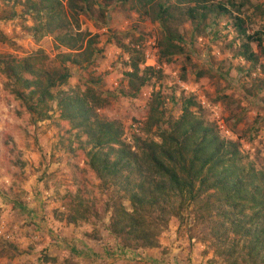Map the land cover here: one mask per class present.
<instances>
[{
  "label": "rangeland",
  "instance_id": "1",
  "mask_svg": "<svg viewBox=\"0 0 264 264\" xmlns=\"http://www.w3.org/2000/svg\"><path fill=\"white\" fill-rule=\"evenodd\" d=\"M25 1L0 0L5 36L0 55L19 59L42 50L48 57L44 66L56 68L57 54L70 50L55 33L34 32L35 13ZM161 2L171 14L168 25L185 40L183 50L167 62L159 58ZM195 2L93 0L78 19L80 30L94 36L95 52L90 62H66L70 77L57 89L94 88L107 100L97 115L121 122V138L131 149L138 136L157 139L156 126L166 127L181 114L183 101L192 98L190 110L213 123L221 137L236 141L243 162L263 169L264 0H198L205 8L220 3L229 11L217 13L213 7L205 18L191 19L186 9ZM236 16L249 34L262 39L261 47L250 42L258 53L256 63L239 55L246 39L234 26ZM68 20L66 30L74 25ZM127 47L141 52L142 68L155 71L135 96L127 94ZM49 105L50 117L35 120L0 67V264H228L224 252L232 246L229 241L234 243L232 232L226 240L213 235L212 223L195 220L191 205L181 217L169 218L155 246H135L112 235L108 226L117 196L87 168L81 150L89 146L86 136L59 117L56 101ZM151 105L160 113L148 130ZM77 198L91 210L80 213ZM128 202L123 200L125 206ZM238 245L234 257L251 264L244 244Z\"/></svg>",
  "mask_w": 264,
  "mask_h": 264
},
{
  "label": "trees",
  "instance_id": "2",
  "mask_svg": "<svg viewBox=\"0 0 264 264\" xmlns=\"http://www.w3.org/2000/svg\"><path fill=\"white\" fill-rule=\"evenodd\" d=\"M184 1H196L186 9L191 19L205 18L215 10L213 7L221 14L229 11L220 3L205 8L198 0ZM25 2L27 9L35 13L34 32L55 33L59 44L70 51L57 54L55 60L59 66L53 69L44 66L48 57L42 50L19 59L0 55V67L11 80L13 93L35 120L50 117L49 102L54 100L60 110L59 117L71 122L86 136L89 146L81 150L87 168L106 191L111 189L117 196L111 206L109 232L125 243L155 246L169 218L181 217L183 210L191 205L195 220L212 223L213 235L226 240L228 232H232L234 243L229 241L232 246L224 252L228 264L241 263L234 257L240 242L251 264H264V168L257 169L253 163L243 162L236 141L221 137L213 123L190 110L192 98L183 101L181 114L166 127L156 126L157 139L138 136L131 149L121 138V122L97 115L96 109L107 100L94 88L87 86L80 93L57 89L70 77L66 62H90L95 52L94 36L88 30H80L78 19L80 12L91 8L93 0ZM202 7L206 9L203 12ZM170 15L169 8L161 2L156 13L162 33L158 46L159 58H165L166 62L183 50L185 42L182 35L168 25ZM42 18L44 23L40 21ZM68 19L74 23L70 30L65 29ZM242 22L240 16L235 17L234 26L246 39L241 42L239 55L256 63L258 53L250 42L256 41L261 47L262 39L249 34ZM4 37L0 31V38ZM143 62L139 50H129L130 70L124 74L130 96L137 95L154 75L153 66L142 68ZM156 113H160L157 106L151 105L146 129L156 123L157 120H153ZM124 199L129 201L128 206L123 204ZM84 204L77 198L75 206L80 213L91 210Z\"/></svg>",
  "mask_w": 264,
  "mask_h": 264
}]
</instances>
